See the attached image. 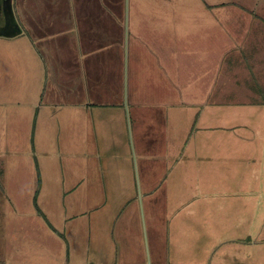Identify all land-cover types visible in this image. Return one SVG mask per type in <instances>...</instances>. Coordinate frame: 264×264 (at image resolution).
Segmentation results:
<instances>
[{
	"label": "crops",
	"instance_id": "crops-1",
	"mask_svg": "<svg viewBox=\"0 0 264 264\" xmlns=\"http://www.w3.org/2000/svg\"><path fill=\"white\" fill-rule=\"evenodd\" d=\"M8 2L20 28L17 34L27 36L31 44L21 46L19 56L13 58L15 68H20L15 87L0 73V120L5 113L4 120L12 119L11 124H15L12 129L5 126L0 130V214L36 212L37 166L41 179L37 204L63 235L58 236L46 223L39 226L37 220L42 218L35 213L37 217L25 220L23 229L40 238L5 244L16 248L11 256L33 264L127 261V250L119 254L113 244L123 234L118 216L136 196L132 178L133 160L138 157L144 168L153 165L161 171L154 187L149 183L144 187L145 193L152 196V190L163 184L170 191L169 198L173 189L181 190V212H200L207 227L201 234L195 226L194 230L183 227V238L190 235V239L183 244L170 241L166 256L159 261L264 264V217L261 224L250 226L255 232L248 234L247 241H204L208 234L213 238L226 236L231 182L238 188L245 183L240 173L237 182L226 169L231 162L247 160L242 156L247 152L244 143L233 154L229 152L231 130L239 128L241 122L234 125L240 112H232L228 104L264 102V0L208 1L202 6L206 13L150 17L135 14L133 5V13H125V0H0V26ZM166 21L184 23L174 32L170 31L173 25L167 30L164 25L158 28V22ZM8 50L4 46L0 55L6 57ZM22 67L30 68L32 76L25 90ZM28 98L49 105L47 125L39 131L31 114L24 118L23 103ZM95 123L98 138L90 143L98 145V165L92 164L94 157L85 164L96 165L98 175L88 169L92 177L83 187L74 167L85 164L79 162L80 153L75 150L67 157L66 148L71 150L75 140L87 143L92 135L85 129ZM46 127L52 132L51 144ZM81 130L83 139L77 136ZM25 136L29 152L24 164L13 154L21 147L24 158ZM39 149L49 157L40 158ZM21 171H26V181L21 175L17 180ZM176 182L181 185L171 184ZM97 188L98 209L101 205L105 209L98 211V237L94 233L88 240L101 241L98 260H92L82 255L85 244L80 241H86L87 235L82 218L85 210L79 202L85 196L84 189L90 193L95 189V197ZM244 194L257 195V207L264 201V189ZM239 206L243 209L242 202ZM58 213L57 225L53 217ZM215 214L224 221L217 226L212 223ZM10 229L6 225L1 232ZM94 245L89 244L87 250L94 251ZM6 246L1 245L0 259L12 254ZM193 247V254H187Z\"/></svg>",
	"mask_w": 264,
	"mask_h": 264
},
{
	"label": "rangeland",
	"instance_id": "rangeland-1",
	"mask_svg": "<svg viewBox=\"0 0 264 264\" xmlns=\"http://www.w3.org/2000/svg\"><path fill=\"white\" fill-rule=\"evenodd\" d=\"M208 1L215 0H169L168 4L166 2L164 3V0H149V4H143V0H125V13H133L131 5H133L135 8V14H144L145 16L149 17L153 15L158 16L170 14L178 15L186 13H206L202 12V6L203 2L207 3ZM155 23L156 22H153L152 24L156 25ZM158 23V28L161 29L162 25H164L166 30L171 25H173L170 31L174 32L179 30L178 26H182L184 22L177 23L176 21V23H169L166 21ZM22 34L25 35L24 33ZM0 41L2 42V44H0L1 50L4 46L9 48L6 57L0 55V73L4 74V76L2 75L3 79L7 81L9 86L15 87L14 83L16 74L19 73L20 68H15V65H13V58L14 56H19L21 46L23 47L24 45H30L31 41L27 36L25 37L21 34H15L14 36L8 37H1L0 35ZM30 70V68L27 69L25 67H22L21 69V71L24 72V80L22 85L24 90L27 87L25 86V83H29V80L32 77ZM17 87H19V83L17 84ZM34 100L35 98H28V100L23 103V113L25 119L30 118L29 114L32 115H30L32 118L31 121L33 120L34 123H36V129L39 131L42 127L47 125L48 112L50 109L49 105L44 101L35 103ZM228 105L230 106V110L232 112H240L235 116V121L237 123L234 125H239V122H241V126L239 128L237 127L231 130L229 141L232 144V147L229 152L233 154L234 150L241 148L242 143H244L246 145L247 152L245 151L242 156L246 157L247 160L241 162H231L230 165L226 166V169L231 173L232 177L235 176L238 178L236 180L237 182L239 180L238 175L240 173L241 178L243 176L245 177V183L244 187L240 186L238 188V186L231 182V191L229 196L231 210L229 212L228 208L229 217L226 223H224V226L228 228L226 236L224 238H213V236L208 234L204 241H247L248 234L255 232L251 230L252 227L250 226H252V224H261L264 217V201L257 207V201L259 200L256 197L257 195L249 196L244 194L246 191H262V189H264V102H231ZM256 105H258V107ZM33 114L38 115L33 117ZM4 118H6L5 113L3 115L2 121L0 120V130L4 129L5 126L9 127L10 129L15 127V124H11L13 122L12 119L6 122ZM97 126L98 123H95L94 125L87 126L88 129H85L86 133L90 137L92 135L91 138L89 137L90 140L87 143H84V139L82 138L84 135L83 131H79L77 136L83 140H75L71 150L66 148V156L72 157L68 153L75 150V153H80V163L85 164L87 160H90L92 157H94V163L92 162V164L98 165V145L94 141L95 145L92 147L90 143L93 138H98L96 131ZM44 131L48 135L47 140L49 141V144H51L50 136H52V132H49L50 128L46 127L44 128ZM41 138L42 135L40 133V135L37 137L38 145ZM19 149L20 151H17L16 154H13V157L17 159H23V163L25 164L24 159H26L25 157L28 155L26 152H29L28 147H26V136L22 145L24 158L20 156L22 153L21 147ZM31 153H34V149L32 150V148ZM92 153H94V156H92ZM39 154L40 158L44 156L40 149ZM35 157H37L36 152L34 153V158ZM47 157L49 156H44V158ZM168 164L165 165V169H168L169 171L171 166H168ZM133 166L135 170L132 179L136 189V196L134 199H132L133 201H131L125 208V211L118 216L117 224L120 225V230H122L123 234L120 241H115L113 248H117L119 254H122L127 250L128 260L125 262L122 261L120 264H171L168 261H159V259H163L166 256L170 246V241L183 244L185 241L190 239V235L187 240L186 238H183V234H186V230L183 229V227H191L194 230L193 226H195L196 230L199 229V234H201L203 230H207V227L204 226L205 222L202 220L203 214L200 212H195V214L181 212L183 204L181 203V196L178 194V192H181V190L173 189L172 192H174V194H172V197L169 198L170 191L167 189L165 184H163L161 188L158 187L155 190H152V196H148L144 191V187L148 183L154 187L153 185L156 183L155 178L160 175L161 171L157 170L158 167L153 165H146L144 168V166L141 164V160H139L138 157L137 159L134 158ZM24 167L27 169L26 166ZM88 169H93L98 175V167L96 165L91 166L85 164L74 167V173L76 175L79 174L78 176H81L80 183L83 187H86L89 184V179L92 177L87 172ZM12 174L14 177V173ZM20 175L22 177L21 179L26 181V171H21L17 178L18 181ZM32 177L35 179L34 176ZM46 177L50 178L49 173H46ZM29 178L30 176L28 177V180ZM53 182H55V178L53 179ZM21 183L22 182L20 181V184ZM51 184L52 182H50V185ZM171 184L181 185L180 182ZM84 190L85 196L82 197L79 202V206L85 210L82 218L84 220L87 235L86 241H80L84 242L85 244V251L82 253V255H87L92 260H98V246H100L99 244L101 241L88 240L91 238V236H93L94 233L98 237V211H102L105 209V207L101 205L98 209V188L96 189L95 197H93L95 189H93L91 193L88 189ZM166 190L167 193L165 194ZM234 192H238L236 196L232 195ZM26 200L28 201L27 198ZM70 200H72V198ZM52 202H56L58 207L61 205L56 199H53ZM240 202L243 204V209H240ZM171 204L174 207H171ZM135 207L136 210L133 209ZM20 209L25 211L23 205L20 206ZM35 213L39 215L37 212H34V210L31 212H20L15 210L10 213L0 214V249L2 244H4V246H6L5 244L12 245L15 244V241H38L40 237L36 238L34 236V232L23 229L25 220L29 221L31 216H36ZM217 215L219 214H215L214 220H212L213 225L216 226L219 224V222H224L219 220ZM59 216L61 215L58 213L55 217H53V222L57 225L59 224L57 221ZM42 219L39 218L37 221L39 226L45 227L46 224ZM6 225L11 228L10 231L1 232L2 227ZM16 228L17 230H15ZM223 231H226V229H223ZM191 241L193 240L191 239ZM197 241L201 240L198 239ZM93 242L95 244L93 247L94 251L87 250L89 244ZM6 249L7 251H12V254L9 253L0 259V264L3 262L6 264H15V262H20L22 264H33L28 263V261H25L24 259L17 260L13 258L11 255H13V252L15 253L16 250L14 246H6ZM193 251H195L194 247L187 254L192 255ZM187 254L186 257L188 258ZM9 257L13 258L14 261H10Z\"/></svg>",
	"mask_w": 264,
	"mask_h": 264
},
{
	"label": "water",
	"instance_id": "water-1",
	"mask_svg": "<svg viewBox=\"0 0 264 264\" xmlns=\"http://www.w3.org/2000/svg\"><path fill=\"white\" fill-rule=\"evenodd\" d=\"M5 21L2 26H0V35L1 36H14L20 32V28L14 18L10 3L8 2L5 8L3 9Z\"/></svg>",
	"mask_w": 264,
	"mask_h": 264
},
{
	"label": "trees",
	"instance_id": "trees-1",
	"mask_svg": "<svg viewBox=\"0 0 264 264\" xmlns=\"http://www.w3.org/2000/svg\"><path fill=\"white\" fill-rule=\"evenodd\" d=\"M33 144H32V150H33ZM36 175H37V180H36V190H35V193H34V196H33V205H34V208L36 210V212L43 218V220L45 221V223L47 224V226L53 231L55 232L56 234H58V236H60L61 238H63V235L62 233H60L59 231H57L49 222V220L47 219V217L45 216V214L41 211V209L39 208L38 204H37V194H38V191H39V187H40V183H41V179H40V173H39V170L37 169V166H36Z\"/></svg>",
	"mask_w": 264,
	"mask_h": 264
}]
</instances>
